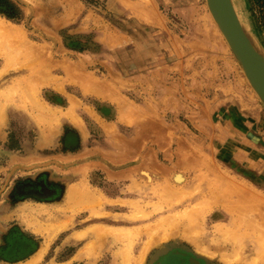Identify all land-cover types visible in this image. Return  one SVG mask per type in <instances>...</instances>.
<instances>
[{
	"label": "rangeland",
	"instance_id": "rangeland-1",
	"mask_svg": "<svg viewBox=\"0 0 264 264\" xmlns=\"http://www.w3.org/2000/svg\"><path fill=\"white\" fill-rule=\"evenodd\" d=\"M233 3L264 55V0ZM0 18V264H264V101L208 0H0ZM154 120L140 176L109 175L102 155L121 167Z\"/></svg>",
	"mask_w": 264,
	"mask_h": 264
},
{
	"label": "water",
	"instance_id": "water-1",
	"mask_svg": "<svg viewBox=\"0 0 264 264\" xmlns=\"http://www.w3.org/2000/svg\"><path fill=\"white\" fill-rule=\"evenodd\" d=\"M208 4L248 79L264 101V55L245 31L233 0H208Z\"/></svg>",
	"mask_w": 264,
	"mask_h": 264
},
{
	"label": "crops",
	"instance_id": "crops-1",
	"mask_svg": "<svg viewBox=\"0 0 264 264\" xmlns=\"http://www.w3.org/2000/svg\"><path fill=\"white\" fill-rule=\"evenodd\" d=\"M135 117L138 118L140 116H135ZM157 124H158V122L154 120V121H149V122H147L141 126H138L137 131H135V133H133L134 137L132 139L129 138L130 143L132 145L131 150H129L128 152L126 151L123 155H119V157H118V162L121 161L120 162L121 167L117 168L115 166L117 164V162L114 163L113 156H110V159H109L107 155H102V156H104L103 157V163H101V160L98 163L101 164L105 170L108 169L109 175H111L117 179L118 178H123V179L126 178L128 180L130 179V181H133V178L140 176V172L143 170V167L146 166L144 164L143 165L140 164L137 161L139 158H142L144 155L143 147H141L140 142H141V140L143 141V139L146 138V136H151L152 133L155 132V129L158 128L156 126ZM158 129H159L158 133H160L161 129L160 128H158ZM158 133H156V134H158ZM153 142L156 143V141H153ZM152 149L153 148L150 147V150H152ZM154 149L156 150V148H154ZM92 152H94V151H92ZM100 155L101 154H99L97 157L100 158ZM147 155H148V152H147ZM133 161H135V162H133ZM129 162H131V164H129ZM86 165H87V163H83V166H86ZM156 168H154V169H156ZM154 169L152 171V174L154 175V177H156L157 175H155Z\"/></svg>",
	"mask_w": 264,
	"mask_h": 264
},
{
	"label": "bare ground",
	"instance_id": "bare-ground-1",
	"mask_svg": "<svg viewBox=\"0 0 264 264\" xmlns=\"http://www.w3.org/2000/svg\"><path fill=\"white\" fill-rule=\"evenodd\" d=\"M14 28L11 26L6 25L0 18V32H3L6 36L10 37L14 35ZM176 180H178V182H183L184 181V176L182 174H178L176 176ZM43 250V249H41ZM173 250V249H172ZM42 253V251H39ZM170 252V247L169 246H163L161 247L155 254L154 256V261H158L160 260L162 257H164L165 255H167ZM39 255V253H38ZM41 255V254H40ZM39 255V256H40ZM40 257L37 258V261L39 260ZM36 261V259L34 260ZM177 264V263H176ZM184 264V263H181Z\"/></svg>",
	"mask_w": 264,
	"mask_h": 264
}]
</instances>
